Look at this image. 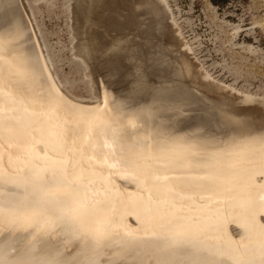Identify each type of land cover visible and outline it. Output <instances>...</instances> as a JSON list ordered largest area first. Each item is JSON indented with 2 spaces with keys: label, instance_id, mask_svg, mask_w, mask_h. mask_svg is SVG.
I'll use <instances>...</instances> for the list:
<instances>
[{
  "label": "bare ground",
  "instance_id": "6f19581e",
  "mask_svg": "<svg viewBox=\"0 0 264 264\" xmlns=\"http://www.w3.org/2000/svg\"><path fill=\"white\" fill-rule=\"evenodd\" d=\"M8 1L14 0H7L5 3ZM23 1L25 0H20L25 15L24 26L33 45L29 43V39L23 40L24 32L18 33L23 29L18 26L21 14L17 16L19 22L13 17V25L16 23L17 26H11V21L9 25L20 30H14V34L17 31L18 37L23 36L21 38L28 46L26 49L20 45L23 44L20 39L16 43V35L10 34V30L8 32L9 25L5 28L7 31H0V75L5 90L3 111L0 112V144L4 145L3 152H0V225L6 229L4 235L0 236V264H51L50 253L54 250L61 253V264H264V97L256 99L250 94L239 95L234 88L211 80L199 63L187 59L188 44L178 39L184 52L179 48L181 57L175 58L178 62L175 59L172 61L182 62L179 64L182 65V70L178 71L181 66L178 69V64L175 63L177 69L175 66L169 69L173 68L181 73L183 71L182 74L185 75L178 73L183 76L182 82L184 76H190L191 85L195 83L199 86L198 89L201 88L202 92L198 90L197 93L200 101H207L209 105L216 101L224 107L217 112H207L206 115L209 114L214 120L202 115L211 121H208L211 123L208 125L205 120L200 119L202 123H206L202 127H205V131H214L208 139L201 131L198 132L202 133L199 134L202 137L177 136V131L171 133L172 128L166 129L162 121L158 122L159 119L162 120L159 115L166 109V116L169 117L168 109L170 113L169 107L174 105L172 100L170 102V97L167 99L170 105L169 102L166 105L161 102L163 112L161 107L155 108L154 113L159 114L158 116L151 113L160 97L181 91L183 84L173 83L172 80L170 84L165 82L167 84L164 83V86L157 85L159 88L150 95L153 99L143 97L150 100L146 103L141 101L139 105V100L134 102L133 98L136 95L140 99L141 94L134 92L137 88H131V93L125 94L127 97L119 91L123 93L120 94L123 97L119 98L108 91V86L99 85L95 76L94 67L97 65L93 64L100 60L94 61V56L96 52L97 55L101 54L100 50L96 51L99 48V42L95 43L96 36L100 32L94 33L97 30L95 28H100V23L101 26L105 25L110 15L112 21L107 23L114 24L116 21L114 22L112 15L117 12L116 15L120 16L126 13L121 11V14L120 8H128L126 18L137 20V11L131 16L135 10L130 5L131 2L130 11L128 0H124L127 1V6L122 1V7L119 5L121 0L110 3L111 0H107L114 7L113 14L109 5L103 7V2L96 0L98 4L102 3L99 5L100 10H97L98 14L102 7L109 8L108 14L111 12L107 18V10H103L107 21L104 23L103 18L102 22L96 24L95 19L103 12L98 16L97 13H85L88 15L85 16L82 11L81 17H87L84 18L85 22L78 16L81 15L78 12L90 0L88 3L80 0L83 5L79 0L76 3L72 0L76 4L72 6L76 10V19L83 22L84 26L81 25V28H87L83 34L82 29L76 28L79 24L73 22L78 24L71 26L72 33L75 31L74 38L81 31V38L88 36L87 39H90L89 44L85 40L83 43L77 36L75 41H79H76L78 44L74 46L75 51L71 48L77 56L75 57L81 59L83 76L89 87V98L79 99L58 79L44 39L34 21L33 12ZM155 1L165 13L167 24H170L171 13L164 0ZM94 2L92 0L90 3L94 5ZM1 4L4 7V3ZM98 4L94 6L95 9ZM137 5L139 6L136 2L134 8L137 9ZM9 6L12 7L11 3ZM91 6L88 4L85 7H90L91 11L85 8L83 10L96 12ZM5 7L2 9L7 11L9 8ZM72 7L71 4L68 5L70 12ZM140 10L141 8L138 11ZM3 13L8 18L1 16L0 22L5 18L11 19L8 14L10 12ZM116 15L114 18H122ZM89 16L95 19H88ZM100 16L98 22L102 18ZM138 20L137 23L131 20V25L136 23L138 26ZM107 23L105 26H108ZM127 24L130 26V23ZM171 24L172 29H167L170 35L164 30L166 35L171 38L173 32L177 33L176 36L180 35L176 24ZM93 25L97 27L94 28ZM108 27L107 30L111 29L110 25ZM105 29L106 27L102 30ZM110 31L108 33L112 34ZM89 32L91 38L89 34L86 35ZM108 33L103 34L106 36ZM121 34L122 32L119 36L117 34L118 37L114 35L111 42L112 37L109 35V39L106 36L108 44L106 37L103 38L109 45L117 41ZM93 38L96 39L92 40L95 44L90 42ZM130 38L131 36L124 41L128 42ZM121 39L122 37L119 41ZM119 41L116 42L118 44L109 46L117 50L122 42ZM171 41L169 38L168 43ZM172 43L170 46L173 45L175 49ZM102 44L100 48L104 51L107 45ZM106 51L109 52L108 48L101 54L102 58L106 56ZM176 51L174 54L180 56ZM137 53L138 60L142 59L143 56L139 58L141 55L138 50ZM132 55L135 56V53H130L131 57ZM98 56L96 59L100 58ZM128 56L123 60L131 58ZM146 57L147 59L143 58L148 61L149 58L147 55ZM132 60L133 57L128 62L131 63ZM151 60L150 63H154ZM171 64L168 65L172 66ZM135 72L129 73L134 75ZM132 76L127 75L128 78ZM193 86L189 88L191 93ZM227 103L228 107H225ZM174 107L176 106L172 109ZM150 115H154L155 119H150L155 122L157 120V125L149 120ZM178 123L180 124L176 122V126L179 127ZM185 126L186 124L183 128ZM188 126L191 128V125ZM180 128L183 132L181 126ZM113 141L124 146L126 152L119 151ZM141 142L144 147L138 146ZM165 154L171 158L153 164V156ZM191 160L205 162L207 168L194 170L188 167ZM174 164L183 167L178 171H169V179L166 181L155 179V169L171 168ZM84 198H87V203L83 202ZM33 235L36 241L30 239ZM34 243L35 251L32 250Z\"/></svg>",
  "mask_w": 264,
  "mask_h": 264
},
{
  "label": "rangeland",
  "instance_id": "374dc122",
  "mask_svg": "<svg viewBox=\"0 0 264 264\" xmlns=\"http://www.w3.org/2000/svg\"><path fill=\"white\" fill-rule=\"evenodd\" d=\"M6 1L3 2V0H0V3L1 2L4 3V7L8 6L7 8H9V9L7 11H6V9H4L5 10L4 11L2 9V8H4L3 4H1L0 7H1V10L3 12H6V13L10 12V13H8L9 19L11 18L12 20L6 19V18H8V16L3 15L4 13L3 12L1 13V10H0V13H1L0 18H2L4 16V17H6L5 19L7 20V21H4L5 20L4 19L1 21L2 23H3V21L5 23H3V25H0V31H2L3 29H4L3 30L4 32L7 31V30H5V28L8 27L7 25H9L10 21L11 22L14 21L15 18L17 19V16H20V14H21L22 16L18 17V18H20V22L17 19L18 22L20 23V25H18V24L17 25L19 26V29H21L20 27L23 28L22 31H20L18 29L20 31L18 33L22 34V32H24L25 35L22 34L24 36V39L21 38V37H23L22 35L18 34L19 37L16 35L17 31H18L16 28H14V29H13V27L11 28V26L15 27L16 23H15V25H13L14 22L10 23L12 25L11 26L9 25L10 28L8 27L7 29H8V32L10 30V34L13 33L14 36L16 35V37H18L15 39L16 43L21 40L20 43L22 42L23 44H20V45H23L22 47L24 49H26L28 46L26 45V42L24 43L25 39H26V41H27V39H29L30 40L29 43L31 42V44L33 42L31 41V36H29L28 32L26 31V26H24L25 24H24L23 18L25 15H24L20 0H19V3H18V0L13 1L16 3V5H15V3L10 2V1L7 2V4H8L7 5L5 3ZM81 1L82 2L85 1V3H88V0H81ZM91 1L92 0H90V2ZM112 1H115V0H111V1H109V3ZM122 1H124V0H121V3L119 1H117L120 3L119 5H121L120 7H122L123 5H126V3H127V1H124V4H123ZM133 1H135V2L133 3L132 0H130V1L128 0V6L130 4L129 2H131L130 5L131 6L133 5L132 6L133 9H135L132 12L134 13V11L135 12L137 11L136 16H138L139 18L138 17H136V18L140 19V20L137 19L138 22L140 23V25L138 23V26L136 25V23H137L136 19H131V20H135L134 22H136L135 24L133 22L134 25H131L132 24L131 20H130L131 17H128L129 19L126 18L127 17L126 14H128V12H127L128 8L126 10L125 7L127 5L124 6L125 10H123V8L121 9L120 7H119L120 9L118 8L120 13H121V11L126 12L125 13L126 16L124 15V13L123 14L121 13L123 20L125 19L124 20L125 22H123L121 16L116 15V14H118V12L115 14L112 11V10H114L113 9L114 7L112 8L111 7L112 5H109V3H107V0H103V1L100 0V2H103V4L100 2L98 4L97 3L98 1H96V0L94 2V5H92L93 2H92V4L90 2L88 3V4H90V6L91 5L93 6L92 10H94L95 9L94 6H97V4H98L99 8L97 7L98 9L97 8L95 9L96 12H94V11L89 12V11H91V10H89L90 7L85 8L88 4L86 5V4L81 2L82 5L83 4L85 5V6H83V8L88 9L89 11L87 10L88 12L87 11L85 12V10H83V8L81 7V9H80L81 12H78V14L81 13V15H78L79 17L82 16V11H84L83 15H85V16H88L85 13H88V14L89 13H95V14L97 13V16H98L101 12H103V10H107V9L109 10V8H107V9L103 8V7H108V5H109V7H111L110 10L113 12V14H115L117 17L121 18V19H118V18L116 19V17L114 18L115 15L114 16L112 15V17H113L112 19L114 20V22L115 21L116 22L115 23L113 22L114 24H111L112 22H110V24L107 23L108 21H112V20H110L111 15H110V18H108L109 14H111L110 11H109L110 12L109 14L107 13L108 10L105 11L108 16L105 15V12H103L104 14L101 13L100 14L101 16L99 15L100 17H102L101 20H99V22L97 20V19H100L99 16L97 19H95V18L91 17L94 15L90 14L91 16H89V18H88V19H90V17H91L93 20L95 19V21H97V23L95 22L96 24H99L100 22H102V20L104 18L105 19L104 23L108 20L106 23L108 24V26L110 25V28L113 29V31H114V32H111L112 30L108 29L109 31L111 30L110 33H112V34H109L108 33L109 31L107 30V28H109V27L105 26L106 23H105V25H103L104 23L102 24L104 27L101 26V23H100V25H99L100 28H95L97 26L93 25L94 28L97 29L96 31L94 29L95 32L93 30L92 31L89 30V31L97 33V34L100 32L99 35H101V37L99 35H97L98 37L96 35H94V36H96L97 40L94 38L91 39V41H90L91 43H93V41H95V40H96L95 43L99 42V44L97 45V46H99V48H97V46H96L97 49L96 48H94V49H96V51L100 50L101 52L100 51L99 52L102 55L104 54L103 52L106 50V48H108V50H109V52L106 51L107 52V53H105L106 56H104L103 58L101 57L102 56L101 54H98L99 56L97 55L98 52H96V55L100 58L96 59L97 56L96 55L94 56V61L95 60H97V61L100 60V61H99V63L95 61V63H97V64L94 63L93 66H95V65H97V66L101 65L102 66L103 62L107 63L106 66L103 63V66L106 67L107 69H105L103 66H102V69H101V66L100 67H97V66L94 67V68H96L95 69V71H96L95 76L97 77V80L100 83L99 85L103 84L105 86H108V88H107L108 91L112 92L115 96H118L119 98H122L123 96L127 97V96H125L126 93L127 94L131 93L132 89L137 88L134 92L141 94V95H139L140 99H138L136 97V95L133 98L135 100L134 102H137L139 100L137 103L140 105V103H142V102L146 103L148 100H150V99L145 100V98H143V97H146V98H148V96L150 97V95L153 93V91L156 90V88L161 87L162 84H163L162 86H164L165 82L170 84V82H172V80H173V83L177 82V84H181V85L183 84V86L180 88L181 91L178 90L179 92L176 91V92L172 93L173 95L170 94L168 96H165L166 98L160 97L159 98L160 100L159 101L157 100V102H158V104H156L157 107H156V105L153 106L154 109H152L153 111L151 114L154 113V111L156 110L155 108L159 109L163 106L162 104L166 105L167 102H169V100H170V102L172 100V102H173L172 105L174 104L173 106H176V107H174V109H172L173 106L169 107L171 112L169 113V109H168L167 114H169L170 118L167 117L168 115L166 116V111H167L166 108H168V106L171 104L169 102L168 103L169 105H167L166 108H164V109H166V111H164L165 113L163 112V107H162V111H161V109L160 110L157 109L158 111L163 112V113H161L162 115L164 114L166 116V117L165 116L161 117L160 116L161 114L160 115L158 114L159 118H162V120H161L157 117L156 119H159L158 122L162 121L163 126H164V128L166 126V129L172 128L171 133H175L177 131L175 133V134H177V136H181V135L186 136V137H187V135H188V137H191V136L194 137L195 135L200 136L199 134H202V133H200L198 131H201V132H204V134H202V135L204 137H207V139H208L214 131H213V129L211 131L210 128H209L210 132L207 130L205 131V127H202V126H204L205 122L208 123V125L211 124V123L209 124V122H208L210 120L205 119L204 117H209V114H208V116L206 115L207 112H212L213 110L217 112V110L219 108L223 109L224 105L217 104L216 101H215V103H210V105H209V102H207V101L206 102H204L203 100L200 101V97L198 96L197 93H198V90H200L201 88L198 89L199 86L197 85L198 86L197 87L195 85V83H192V85H194L193 86L194 89L191 88V90H192V93H191L189 88L192 87V85H191L192 80L189 78L190 77L189 75L186 74L188 77L187 76H184V77L188 78L190 81L188 79L184 78V81L182 82V79H183L182 75H185V74H182L183 71H182V73L176 71V69L177 68L179 69L180 66H181L180 70H178V71L182 70V65H179L182 62L176 63V61H177L176 59L181 57V55L179 54V51H181L183 49V52H184V47L179 45V44H181L180 43L181 41H179V40H182V42L186 41L188 44V47H189V52H188L189 55H188L187 59H189V60L193 59V62L195 60L196 61L195 63H199L202 66L203 70L209 75L211 80L216 81L218 84H221V85L223 84V86H227L229 88H234V90L239 95L250 94L253 97H255L256 99L264 97V0H164L165 4L167 5V7L171 13V20L170 21L172 23L176 24V26L180 30V35L178 34L179 37H177L178 35L177 36L175 35V34H177L176 32H173L174 34L172 33V35H171L172 38L170 36L169 37L167 36L169 34L167 29H169L170 27H171L170 29H172V24L170 21H169L170 24H167L168 19H166L165 13L162 12L163 11L162 8L159 7V4L156 3L155 0H152V2L151 1L149 2L147 0H133ZM153 1H155V3ZM23 2H26V4L30 7V9L33 12L34 21H35V23H36V25L40 31V35L44 39L46 50L48 51V54L50 55V58L52 60V63H53L54 69L56 71L58 79L63 84H65L68 91L71 94H73L75 97H77L79 99H88L89 98V87H88L86 79L83 76V70H82V66L80 64L81 59L79 57L76 58L77 56L73 52V51H75L74 46L78 44V43H76V41L81 40L83 43H85V42L87 43V41H88V44H89V40H90L89 38H88L89 40L87 39L88 36H86V38L85 37L81 38L80 37L81 31H79L80 35H77L79 38L76 35L74 38L73 33H75V31H74V29H73V31H74L73 33L71 31L72 30L71 26H73V24L75 25V23L79 24V25L77 24L78 27H76V28H78L80 30L82 29V32L86 31V29H87V28L86 29L81 28V25H82V27L84 26L83 22L81 21V19L77 20L76 19L77 17H75L76 10L73 9L72 6L76 5V4H74V3H76V0H75V2L73 0L74 3H72V0H25ZM136 2H137V4H139V6L137 5L138 6L137 9H136V7L134 8V6H136ZM10 3H11V6L13 3L14 8H13V6L12 7L9 6ZM105 3H106V5H105ZM69 4H71V7H72L71 12L69 11L70 8H68ZM99 5H101V6L104 5V6L101 9L102 11H99L100 13L98 14L97 10H100V8H101ZM157 6L159 7L160 10L158 9ZM19 7H21V8L18 10ZM10 8L11 9L13 8L12 11H10L11 10ZM138 8L139 9L141 8V10L138 11L139 10ZM142 8H144V9H142ZM13 10L16 11L17 13L14 12ZM129 10L130 11L132 10L130 8V6H129ZM130 11H129V13L132 14ZM130 14L128 16H130ZM11 15H13V16L11 17ZM70 15L72 16L71 19H70ZM133 15H135V13L132 14L131 16H133ZM85 16L83 18L82 17L81 18L86 19L87 17H85ZM106 16L108 19L106 18ZM123 16H125V18ZM13 17H14V20H13ZM75 19H76V21H74ZM117 20H119V21H117ZM78 21L80 23L81 22L82 23L80 24ZM126 21H129L127 23H130V26L133 27L134 29H135V27L136 28L138 27L137 28L138 30L137 29L134 30L133 28H132L133 30L130 29L129 24H127ZM15 22H17V21H15ZM73 22H75V23H73ZM85 22H86V20H85ZM158 22H160V23H158ZM124 23H126V24H124ZM84 24H86V23H84ZM166 24L170 25V26H167ZM4 25H5V27H4ZM77 25H75V26H77ZM124 25H127V26H124ZM93 26H92V28H93ZM121 26H123V27H121ZM164 26H165V28H164ZM105 27H106V29L102 30ZM127 28H129L130 30H128ZM236 28H237V31L235 32ZM12 29H13V31L17 30L16 34H14L15 31L13 32ZM99 29H101V31H99ZM165 29L167 30L166 31L168 33L167 35H166V32L164 31ZM120 30H122L121 36L118 39L116 38L117 41H114L113 43L118 42L121 37H122V39L120 41H122V42L130 36L132 39L131 38L128 39V42H126L127 40L124 41L126 43H124V42L122 43L119 41L120 42V45H119L120 49L117 48V50H115L114 48H111L112 47L111 44L113 45V43L109 44L111 47L109 45H107L109 43L108 38L110 39L112 37L110 39V42H111L114 35H115V37H118L120 35V33H121ZM117 31H118V33H117ZM8 32H6V34ZM91 32L87 33L86 35L89 34V36H90ZM101 32H102V34H101ZM163 32H165V35ZM103 33H108L111 37H108L109 35L105 34L108 37L107 38L106 36H104ZM116 33L118 34V36ZM26 34H27V36H26ZM83 34H85V32ZM83 34H82V36H85ZM173 35H175V36H173ZM72 36H73V38H72ZM103 36H104V38L106 37L105 39L108 41L107 44H106V40H104ZM91 37L92 36H90V38ZM76 38H78L79 40L75 41ZM169 38H170V41L173 40V41H171V43L177 40L176 42L172 43V44H174L175 49L172 47L173 45L170 46L171 43H168ZM83 40H85V42ZM98 40H100V41H98ZM91 43H90V45H91ZM95 43H93V44H95ZM100 43L101 44L103 43L102 45L105 44V46L107 45V47H105L104 51H102V49L100 48L101 47ZM116 44H118V43H116ZM175 44H176L178 50H177ZM25 45H26V47H24ZM93 47L94 46H92V48ZM171 47H172V50L170 49ZM71 48L73 51H71ZM109 48H111V49H109ZM136 49L138 50V52H140L141 56H139V58L143 56L147 59V57H146V55H147L149 60L152 59L151 61H153L154 63H152V62L150 63L149 60L146 61V59L143 57H142V59H144L145 61L142 60L141 58H140L141 60L139 59L140 60L139 61L137 58L139 53H137ZM169 49H170V51H169ZM174 50L175 51L177 50L178 53H177V51H176V53L180 56H176L174 54L175 53ZM169 52H170V54H169ZM130 53L131 54L135 53L136 57L133 56L134 54L132 55L133 60L135 62L136 61L135 58H137V60L139 62L136 61L137 63L135 62L136 63L135 64L134 62L132 63V61H133L132 60L131 63H129L128 61L132 59V57L130 56ZM136 53H137V55H136ZM110 54H112V55L110 56ZM149 54H150V57H149ZM172 54H174L175 56ZM125 56L131 57V58L130 59L127 58L126 60H123V58L124 59L126 58ZM156 56H158V57H156ZM168 59L170 61H168ZM172 59L173 60L175 59L176 61L174 62V61H172ZM102 60H103V62H101ZM182 60H183V58H182ZM141 61L142 62L144 61V63H142ZM156 61H159V63L158 62L156 63ZM138 63L141 66L138 65ZM163 63H165V64H163ZM169 63L170 64L173 63V65L171 64L172 66H170V65H168ZM174 63L176 65L178 64V67L175 66ZM173 66H175L174 68H176V67L177 68L174 70H173V68L169 69L170 67H173ZM110 69L112 71H110ZM107 71L110 74L112 72H114L112 74H115V75L111 74L112 75L111 76ZM135 71L138 72V74H136ZM129 72L130 73L135 72V74L130 75ZM178 73H181L182 75H180ZM126 74L129 75V77H131L132 75L133 76H132V78H128ZM174 74H176V76L180 77V78L177 77V79L181 80V81H178L177 79H175L176 76ZM124 75L127 77V79H126V77H124ZM136 75H138V77ZM135 76L138 79H135L136 78ZM133 78H134V80H132ZM100 79H102L104 82ZM185 80H188V81H185ZM167 83H165V84H167ZM188 84L191 86H189ZM154 85H156V86H154ZM157 85L158 86L160 85V86L157 87ZM195 89H197V90H195ZM119 91L123 92L124 94L119 93ZM200 91H199V93H200ZM176 93H177V96H176ZM203 93H204V91H203ZM120 94H123V96H121ZM141 96H142V98H141ZM172 96H174V98L175 97H177V98L174 99ZM169 97L172 99H170ZM135 98H137V100ZM150 98L153 99V96H151ZM168 98H169V100H167ZM206 98L211 99L210 97H206ZM177 99L180 101H178ZM176 100H177V103H176ZM211 100H213V99H211ZM237 101H238V104H241V101H239V100H237ZM161 102H162V104H161ZM164 102H166V103H164ZM254 104L258 105V103H254ZM160 105H162V106L160 107ZM165 105H164V107H165ZM225 107H228V103L225 105ZM242 113H245V112H242ZM154 115H155V117L158 116L156 113H154ZM154 115H150L149 120L155 119ZM202 115H205V116L203 117ZM152 116H153V118H152ZM163 117L166 119H163ZM167 118L170 120H168ZM209 118H211V117H209ZM200 119H202V121L205 120V122L202 123V121H200ZM211 119H213V118H211ZM151 122L154 123L155 125H157L156 124L157 120H156V122L154 120H151ZM162 122H161V124H162ZM174 122H175V124H174ZM176 122H180V124L178 123L179 127L176 126L177 125ZM182 122H184V123L181 124ZM194 123H196V126H193ZM185 124H186V126L183 128V126ZM200 124H201V126H199ZM188 125H191V128H189ZM180 126L182 127V129H183L182 131L184 133L181 132ZM186 128H187V130H186ZM179 129H180V131H178ZM195 130H196V132H193ZM178 132L181 134L179 135ZM200 137H202V136H200Z\"/></svg>",
  "mask_w": 264,
  "mask_h": 264
},
{
  "label": "snow or ice",
  "instance_id": "6c2138e0",
  "mask_svg": "<svg viewBox=\"0 0 264 264\" xmlns=\"http://www.w3.org/2000/svg\"><path fill=\"white\" fill-rule=\"evenodd\" d=\"M5 95V90L3 87V79H2V75H0V112L3 111V96ZM113 144L116 145V147L119 149V151L121 152H126V148L124 146H120L118 144V142L113 141ZM139 147H144V143L141 142L140 144H138ZM4 150V145L0 144V152H3ZM171 157H169L167 154L163 155V156H153L152 160H153V164H158V163H162L164 160L170 159ZM126 159V157H125ZM183 167V165L180 164H174L171 166V168H165V169H155V179L157 180H168L169 176H168V172L169 171H178ZM188 167L194 169V170H200V169H205L207 168V164L205 162L202 161H196V160H191L189 162ZM0 171H2V164H0ZM85 203L88 202L87 198H84ZM6 229L0 225V236H3L5 233ZM30 239L32 241H36V237L33 235L30 237ZM33 251L36 250V244H33ZM61 253L59 251H52L50 253V259H51V264H61Z\"/></svg>",
  "mask_w": 264,
  "mask_h": 264
}]
</instances>
